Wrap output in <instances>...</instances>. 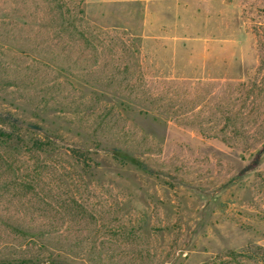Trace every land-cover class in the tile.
Returning a JSON list of instances; mask_svg holds the SVG:
<instances>
[{"label": "rangeland", "instance_id": "obj_1", "mask_svg": "<svg viewBox=\"0 0 264 264\" xmlns=\"http://www.w3.org/2000/svg\"><path fill=\"white\" fill-rule=\"evenodd\" d=\"M0 264H264V0H0Z\"/></svg>", "mask_w": 264, "mask_h": 264}, {"label": "trees", "instance_id": "obj_2", "mask_svg": "<svg viewBox=\"0 0 264 264\" xmlns=\"http://www.w3.org/2000/svg\"><path fill=\"white\" fill-rule=\"evenodd\" d=\"M255 165L257 164V161H255V163H254ZM254 165H250L246 170H248V169H250V168H252Z\"/></svg>", "mask_w": 264, "mask_h": 264}, {"label": "crops", "instance_id": "obj_3", "mask_svg": "<svg viewBox=\"0 0 264 264\" xmlns=\"http://www.w3.org/2000/svg\"><path fill=\"white\" fill-rule=\"evenodd\" d=\"M98 1H106V0H98Z\"/></svg>", "mask_w": 264, "mask_h": 264}]
</instances>
